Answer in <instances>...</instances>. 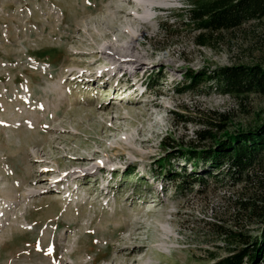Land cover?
I'll return each instance as SVG.
<instances>
[{"label": "rangeland", "instance_id": "1", "mask_svg": "<svg viewBox=\"0 0 264 264\" xmlns=\"http://www.w3.org/2000/svg\"><path fill=\"white\" fill-rule=\"evenodd\" d=\"M110 1L0 0V264H211L208 253L225 256L231 247L229 231L259 234L260 222L243 205L262 197L255 181L196 186L190 178L179 187L173 177L185 167L208 179L207 163L196 167L183 154L210 150L214 144L197 133L212 129L218 113L230 116L229 133L264 119V95L240 100L204 79L219 68L263 63L264 19L200 47L193 24L164 37L162 24L190 23L195 5L170 0L145 29L150 56L137 73L120 80V68L90 82L107 61L79 52L108 41L112 26L93 24L122 4ZM156 57L173 66L149 71ZM189 72L203 77L207 93H176ZM149 80L158 83L149 88ZM156 100L166 105L152 106L149 121L143 114ZM97 162L114 168L64 178ZM261 165L254 170L264 177ZM135 244L143 247L129 256L124 248Z\"/></svg>", "mask_w": 264, "mask_h": 264}, {"label": "trees", "instance_id": "2", "mask_svg": "<svg viewBox=\"0 0 264 264\" xmlns=\"http://www.w3.org/2000/svg\"><path fill=\"white\" fill-rule=\"evenodd\" d=\"M193 2L195 5L189 13L190 23H185L180 17L179 28L175 29L167 23L162 24L165 38L174 37L180 31H186L189 24H193L199 31L194 36L195 43L200 47H211L220 40L222 32H230L251 21L264 19V0H194ZM188 76V80L176 89L177 94H205L208 90H204L203 80L210 78L219 82V88L216 91L227 96L242 100L252 94L264 95V62L250 66L233 65L219 68L216 73L204 79L194 73ZM156 83L158 81L149 80L148 87L152 88ZM174 114L180 119L179 121L188 122L182 113L174 112ZM218 116V121L210 122L212 129L197 133L201 142L211 141L214 144L210 150L189 151V156L183 154L187 161L196 167L207 163L208 166L202 169L207 173L205 174L208 179H197V171L192 172L181 167V171L176 173L173 180L178 182L179 187L188 183L187 179L190 178L194 180L193 185L196 186L203 183L204 186H208L210 179L216 184L228 181L233 186L253 180L255 184L262 187V197L255 201L243 202L244 207L251 210L250 217L257 218L261 224L258 236L251 237L243 231H229L227 237L232 244L225 256L216 253H208V255L211 264H264V177L254 170L264 161V119L255 128L229 133L230 116L222 113H218ZM213 129L219 132L214 133ZM162 144L170 145L168 142ZM161 167L164 170L166 165L161 163ZM164 172L167 174L169 171Z\"/></svg>", "mask_w": 264, "mask_h": 264}, {"label": "bare ground", "instance_id": "3", "mask_svg": "<svg viewBox=\"0 0 264 264\" xmlns=\"http://www.w3.org/2000/svg\"><path fill=\"white\" fill-rule=\"evenodd\" d=\"M116 1H122L121 2L122 4L104 10L103 14H105V16L103 18V21L98 22L97 24H93L96 26H104V25L112 26L110 32H107L104 35L105 39H107L108 41L100 44L99 41H97L98 44H90V46H93V48H91L90 51L79 52L80 55H84V54L88 56L92 55L95 61H97V63H101V61H107L106 65L101 67L104 68V70L93 71L90 73V77L88 80L90 82L93 81L92 79L95 78V75H99L98 80L101 81L100 79L101 77H103V75H105L106 73H114L115 75V72L118 71L120 68H123V70H125L124 71L125 75H122L124 73L122 71L121 76L118 78L120 80H122L124 77L127 78V75H129V77L135 75L138 71L137 68L138 65L145 63V59L150 56V53H148L147 49L143 46V39L145 38L146 35L145 32L146 27L148 28L151 22L154 23L152 20H154L156 16L155 14L156 11L161 10V8L170 7L171 5L170 0H116ZM109 2L111 1L109 0ZM114 35L116 36L115 38L112 37ZM95 64L96 63H91V66H89V68L90 69L93 68ZM157 65L159 66L165 65L167 67H171L173 66V61L171 60L163 61L162 58L157 59L156 57V59H154L149 63L148 65L149 71L154 69V67H156ZM82 76H84V74H82ZM82 76L81 74L78 75V77H82ZM106 82L107 80L102 82V84L99 87L103 89L105 87ZM127 85L129 86L126 87L122 93H127L128 91H131L132 88H135L134 83H132V85H130V83ZM117 90H119V88H116L115 92H117ZM165 105L164 102L159 100L151 101L150 103L147 104L148 112L144 113L143 117L148 119L149 121L155 119L154 116L156 110H154L153 112L151 110V107L157 106L163 108L165 107ZM113 168L114 167L111 166L107 167L106 163L97 162L91 165L89 170H84L82 172H78V170L68 172L64 176V178L66 179L67 177L68 178L74 177L76 175L84 176L86 175V173L92 175H96V174L104 175V173L109 172V170ZM142 247L143 246L135 244L132 245L131 247L124 249L132 250V252H130L129 254L130 256L131 254H133V252L137 253L139 250L142 249Z\"/></svg>", "mask_w": 264, "mask_h": 264}]
</instances>
